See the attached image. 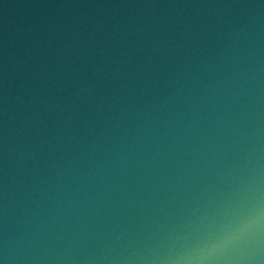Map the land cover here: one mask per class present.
I'll return each mask as SVG.
<instances>
[{"label":"water","instance_id":"1","mask_svg":"<svg viewBox=\"0 0 264 264\" xmlns=\"http://www.w3.org/2000/svg\"><path fill=\"white\" fill-rule=\"evenodd\" d=\"M0 264H264V0H0Z\"/></svg>","mask_w":264,"mask_h":264}]
</instances>
